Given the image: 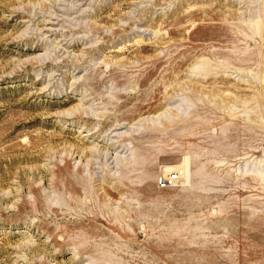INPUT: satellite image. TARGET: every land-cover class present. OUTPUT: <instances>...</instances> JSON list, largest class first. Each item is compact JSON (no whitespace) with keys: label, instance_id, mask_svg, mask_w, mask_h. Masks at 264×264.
<instances>
[{"label":"rangeland","instance_id":"374dc122","mask_svg":"<svg viewBox=\"0 0 264 264\" xmlns=\"http://www.w3.org/2000/svg\"><path fill=\"white\" fill-rule=\"evenodd\" d=\"M0 264H264V0H0Z\"/></svg>","mask_w":264,"mask_h":264},{"label":"built area","instance_id":"2783aa9c","mask_svg":"<svg viewBox=\"0 0 264 264\" xmlns=\"http://www.w3.org/2000/svg\"><path fill=\"white\" fill-rule=\"evenodd\" d=\"M184 175L183 170H177L169 173L167 176L159 177L158 186L160 189H169L175 187L182 180Z\"/></svg>","mask_w":264,"mask_h":264},{"label":"bare ground","instance_id":"6f19581e","mask_svg":"<svg viewBox=\"0 0 264 264\" xmlns=\"http://www.w3.org/2000/svg\"><path fill=\"white\" fill-rule=\"evenodd\" d=\"M184 166L187 167V160L184 161ZM172 168V167H170Z\"/></svg>","mask_w":264,"mask_h":264}]
</instances>
